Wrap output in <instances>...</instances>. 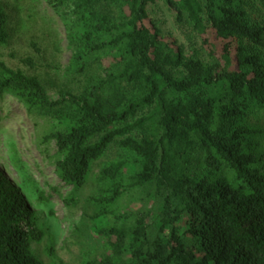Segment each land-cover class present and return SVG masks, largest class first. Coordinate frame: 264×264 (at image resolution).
Here are the masks:
<instances>
[{
  "label": "trees",
  "instance_id": "trees-1",
  "mask_svg": "<svg viewBox=\"0 0 264 264\" xmlns=\"http://www.w3.org/2000/svg\"><path fill=\"white\" fill-rule=\"evenodd\" d=\"M158 5L199 50L162 32ZM33 26L32 54L0 59V101L32 119L66 204L92 179L84 264H264V0H0V49ZM43 238L0 170V264H45Z\"/></svg>",
  "mask_w": 264,
  "mask_h": 264
},
{
  "label": "rangeland",
  "instance_id": "rangeland-1",
  "mask_svg": "<svg viewBox=\"0 0 264 264\" xmlns=\"http://www.w3.org/2000/svg\"><path fill=\"white\" fill-rule=\"evenodd\" d=\"M9 5H12L11 1L7 8H10ZM39 9L40 16L52 17L43 2ZM151 12L162 32L178 40L188 53L200 49L192 32L187 27L175 25L163 6H153ZM28 14L24 12V16ZM53 21L59 45L55 48L48 41V56L56 63L65 64L69 58L65 31L60 21ZM33 29L34 26L29 32L24 30L11 38V45L0 49V59L9 66L18 67L19 60L32 54L29 40ZM48 77L54 81L53 75ZM0 117V170L27 199L44 232L42 241L32 245L35 256L49 264L47 249L52 244L55 257L62 264H84L86 256L94 254L99 247L98 241L91 237V222L87 218L90 211L84 202L85 197L93 192L92 179L76 193L78 202L75 205L66 204L65 199L70 197L71 189L65 188L54 174L53 160L50 159L52 152L46 154L36 145L34 125L24 108L5 96L0 101Z\"/></svg>",
  "mask_w": 264,
  "mask_h": 264
}]
</instances>
